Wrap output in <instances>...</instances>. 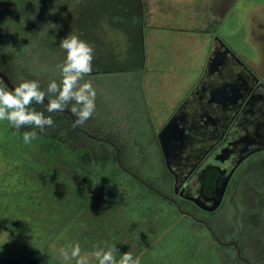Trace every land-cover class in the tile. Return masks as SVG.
Wrapping results in <instances>:
<instances>
[{
    "label": "rangeland",
    "instance_id": "1",
    "mask_svg": "<svg viewBox=\"0 0 264 264\" xmlns=\"http://www.w3.org/2000/svg\"><path fill=\"white\" fill-rule=\"evenodd\" d=\"M64 1L67 0H51L50 4L54 3L56 6L64 4ZM161 1L146 0V5L150 7ZM67 5V9L62 11L65 16L71 15L76 9L72 3ZM208 7L213 17L220 20L210 22L208 27L201 26L197 31L201 30L212 38L207 40L205 36L199 37L202 38L203 45L207 42L210 47L184 46L180 48L182 55H175V59L171 58L169 52L174 46L170 44L176 43V37H181L185 33L180 32L179 28L192 27L193 30L195 24L192 21L196 14H207ZM162 9L164 11L161 13L162 22L161 25H157L161 27L153 29L150 40L147 29H142L141 54L144 57L140 64L132 67L136 69L126 68L127 64H132L128 60H133L135 53L137 54L132 47L134 43L131 42V37L108 23H102L100 32L104 45L103 42H99V49L102 52L99 51L101 53L96 56L106 57L107 65L114 63L121 67L120 70L126 69L91 75L84 79L91 80L96 89L101 105L102 122L107 131L117 140L128 142L130 146V151L125 155L127 167L137 171L142 178L154 181L160 188L170 191L173 198H177L172 195L174 179L166 168L159 143L154 136L156 128L161 124L160 116L170 106V104L165 106L163 101L158 102L157 94L162 95L167 86L169 98L175 94L176 97H182L185 82L195 77L194 71L204 62L205 55L210 54L214 37L223 39L239 55L259 65L260 50L258 52L252 43L258 46L264 41V24H261L264 21V0H165ZM62 19L66 17L63 16ZM62 19H58L55 26H64ZM202 20L201 25L205 23ZM146 25L150 28V21H146ZM68 28L67 36L70 33L74 34L77 27L69 21ZM57 36L58 34L52 40L54 44L57 43ZM109 54H113L110 59ZM184 71L186 78H181ZM35 150V146L23 142V138L8 121H0V256L19 257L38 252L42 257L50 254L51 264H75L74 260L64 261L59 254V248L71 241L80 244L82 254L89 255L90 264H98L92 257L97 243V235L92 233V230L87 226H75V223L66 229H60L59 225L64 221L61 216L68 218L69 214L65 215L55 208V201L59 205L58 208H61L60 205L65 207L62 195L70 192L72 196V191L66 190L64 184L48 175V172L45 174L39 166L40 153ZM257 195L256 193L250 195L246 189H234L226 198L224 205L215 213L203 212L186 200L178 201L185 211L193 212L195 218L205 222L211 221L227 238L230 239L234 235L241 237L245 255L255 257L259 248L258 258L259 252L264 253V233H261V230L264 232V211L258 213L256 209L259 208H255ZM72 201L70 206L67 205L68 211L72 210L74 199ZM262 208L264 210V207ZM178 220L201 234L210 248L215 246L213 234L200 225L202 222L193 217H181ZM102 237L100 241L117 243L109 237V233L105 232ZM224 243L223 246L226 245ZM116 248L118 252L121 250L120 246ZM226 252L233 254V249ZM139 258L141 264H150L148 259L144 260L141 255ZM148 258L150 261V256Z\"/></svg>",
    "mask_w": 264,
    "mask_h": 264
},
{
    "label": "trees",
    "instance_id": "2",
    "mask_svg": "<svg viewBox=\"0 0 264 264\" xmlns=\"http://www.w3.org/2000/svg\"><path fill=\"white\" fill-rule=\"evenodd\" d=\"M50 2L0 0V70L15 86L22 80H37L41 89L46 90L50 81L59 83L61 75L57 65L63 63L66 56L59 44L68 34L69 21L77 27L74 34L77 31L81 39L94 46L93 71L88 76L119 72L126 68L136 69L132 67L141 63L146 0H67L56 6ZM70 3L76 9L65 16L62 11ZM63 16L66 19L63 20ZM58 19L63 20L64 26H55ZM102 23L122 30L134 43L132 47L137 54L133 60H128L132 64L122 67V70L114 63L105 64L106 57L96 56L99 51L102 52L99 49V42H103L100 32ZM57 34V43L54 44L52 40ZM109 55V59L113 57V54ZM0 86L7 87L1 79ZM32 106L44 112L45 116L51 115L56 126L46 129L44 133L34 126L15 131L21 138L25 131H37V138L31 145L40 153L39 166L45 174L48 172V175L64 184L66 190L72 191V196L70 192L62 195L65 207L60 205L61 208H58L55 201V208L65 215L69 214L68 218L61 216L64 219L59 225L61 230L73 223L75 226H87L97 235V242L105 232L109 233V237L117 241L115 246L121 248L118 253L131 251L134 257L141 255L150 264H264L263 252H259L257 258L259 248L255 257L245 255L241 237L234 235L227 238L211 221L206 222L208 228L205 223H200L215 235H212L215 246L210 248L201 234L178 220L193 216L179 211V204L172 201L170 191L127 167L125 155L130 151V146L107 131L97 96L93 116L81 127H73L74 120L68 113H48L46 103L39 105L34 102ZM117 150L121 164L117 159ZM253 168L250 172L252 182L259 185L263 180L264 185V161ZM72 198L74 204L72 210L68 211ZM179 206L185 211L182 204ZM262 207L263 199L255 205V208H259L256 209L258 213L264 211ZM261 233H264L263 230ZM218 240L226 245L223 246ZM229 241L234 243L227 246ZM229 249H233V254L226 252ZM51 262L50 254L42 257L38 252L19 257L0 256V264Z\"/></svg>",
    "mask_w": 264,
    "mask_h": 264
},
{
    "label": "flooded vegetation",
    "instance_id": "3",
    "mask_svg": "<svg viewBox=\"0 0 264 264\" xmlns=\"http://www.w3.org/2000/svg\"><path fill=\"white\" fill-rule=\"evenodd\" d=\"M214 40L194 88L154 134L163 155L158 134L171 121L166 131L169 162L164 161L174 179L177 198L172 201L186 200L206 213L218 211L234 189L258 194L255 205L264 202L263 180L256 185L250 174L264 161V41L252 43L260 50L257 65L223 39ZM222 192L214 211L180 196L210 206Z\"/></svg>",
    "mask_w": 264,
    "mask_h": 264
},
{
    "label": "clouds",
    "instance_id": "4",
    "mask_svg": "<svg viewBox=\"0 0 264 264\" xmlns=\"http://www.w3.org/2000/svg\"><path fill=\"white\" fill-rule=\"evenodd\" d=\"M59 47L66 53L63 63L57 65L61 79L52 80L47 89L42 90L37 80H22L18 86L9 89L0 86V121H8L17 131L25 126H34L44 133L54 128L51 115L37 111L33 103L43 105L47 101L48 113H63L66 109L74 116L73 127L83 126L96 110L97 92L91 80L84 77L93 71L94 46L70 33L62 39ZM69 105L71 107L69 108ZM37 131H25L23 142L30 145L37 138ZM64 261L74 260L75 264H90V257L81 251L78 242H67L59 248ZM115 243L97 242L92 257L98 264H141L140 258L131 251L119 254Z\"/></svg>",
    "mask_w": 264,
    "mask_h": 264
},
{
    "label": "crops",
    "instance_id": "5",
    "mask_svg": "<svg viewBox=\"0 0 264 264\" xmlns=\"http://www.w3.org/2000/svg\"><path fill=\"white\" fill-rule=\"evenodd\" d=\"M164 1L165 0H162L157 5H155V3H154V5L153 6L150 5V7H147L146 2H145L146 7H145V12H144V21H143V28L142 29H144V28L147 29L148 39L149 40H150V35L152 36L151 33H152L153 29L155 30V29L161 27L160 26L161 22H162L161 13L164 12L163 9H162V4L164 3ZM209 7L207 8L208 10L206 9L207 10V14L206 13L205 14H200V13L196 14L195 18L192 21L195 24L194 27H193V30H192V27L191 28H179L180 32H185V33H183V35L181 37L180 36L176 37V43L172 42L170 44V46H174L173 48H178L177 51L176 50H172L173 48L171 49V51L169 52L170 57L172 56L171 58H174L175 55H182V49H180V48H183L184 46H194V48H197V47L200 48V47H203V46L210 47L207 44V42H206V45H203L202 38H199V37L205 36L207 40L208 39H212V38H209V35H207L206 33H202L201 30L197 31V29L201 28V26L208 27L210 22H219L220 19L216 20L213 17V14L210 11ZM174 20H177V19H174ZM201 20L203 22H205L202 25H201ZM146 21H150V28H149V26L146 25ZM158 24H160V25L157 26ZM261 24H264V21L261 22ZM144 25H146V26L144 27ZM156 31H154V35H155ZM195 32H199V33H195ZM197 34H199V36ZM172 37H174V35ZM189 37H192L193 39H189ZM196 37H198V38H196ZM207 40H205V41H207ZM183 43H187V44L186 45H182ZM208 43H209V41H208ZM142 46H143V43H142ZM175 46H177V47H175ZM208 55H205L204 62L199 64L200 65L199 68H197L194 71L195 77L192 80H187V82H185V91H184V93L181 94L182 97H178V96L176 97V94H175L174 97L170 96V98H169L168 91H167V88H166L167 86H165V91H164V93L162 95L159 94V93L157 94V96H158V100L157 101L158 102L159 101H163L165 106L170 104V106L168 107L169 109L166 108L164 110L165 112L163 113V115L160 116V118L162 120L160 122L161 124H159L157 128L161 127L165 123L167 118L176 110V108L183 102L185 97L194 88L195 84L197 83V81L199 80L201 74L203 73V70L205 68V65H206V62H207V59H208ZM166 66H168V65H166ZM184 74H185V71H184L183 75H181V78L185 77ZM160 79L162 80V78H160ZM155 87H157V85H155Z\"/></svg>",
    "mask_w": 264,
    "mask_h": 264
},
{
    "label": "water",
    "instance_id": "6",
    "mask_svg": "<svg viewBox=\"0 0 264 264\" xmlns=\"http://www.w3.org/2000/svg\"><path fill=\"white\" fill-rule=\"evenodd\" d=\"M0 79L7 85V87L9 89H13L15 87V85L12 83V81L9 79V77L0 70ZM45 103L47 104V101L45 100ZM65 113H68L72 116L73 120L75 119L74 116L71 114V112L69 110H65L64 111ZM171 124V121L168 123V125L162 129L159 134H158V137H159V141H160V145H161V148H162V151H163V155H164V159L166 161V163L169 162V156L167 154V151L169 150V147H168V141H167V137H166V131L167 129L169 128ZM117 159H118V162L120 163V157H119V153H118V150H117ZM121 164V163H120ZM124 168V167H123ZM126 170V169H125ZM181 197L185 198V199H188V200H191L193 201L195 204H197L199 207H201L202 209L204 210H207V211H214L216 210L220 204H221V200H222V197H223V192L222 194H220V196L218 198H216L214 200V202L210 205V206H206V205H203L201 204L197 198L195 197H191L189 195L187 196H184L183 193L180 194ZM178 208L179 210L185 214V215H190L188 212H185V211H182V209L180 208V206L178 205ZM200 222L202 223H205V221L203 220H200ZM219 241V240H218ZM220 243H222L221 241H219ZM231 243H234V242H230V243H227V244H231ZM223 244V243H222ZM238 254L240 255V250H238Z\"/></svg>",
    "mask_w": 264,
    "mask_h": 264
}]
</instances>
